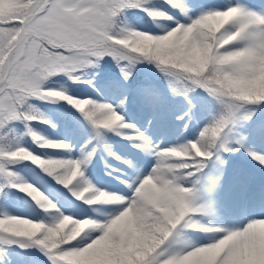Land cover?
<instances>
[{"label":"snow or ice","instance_id":"snow-or-ice-1","mask_svg":"<svg viewBox=\"0 0 264 264\" xmlns=\"http://www.w3.org/2000/svg\"><path fill=\"white\" fill-rule=\"evenodd\" d=\"M163 3L188 14L183 0ZM130 9L143 11L153 20L173 19L155 7L154 0H9L6 14L0 16V198L7 200L10 189H18L46 212L59 213L51 224L0 215V246L37 248L50 264H264V218L250 220L242 228H213L195 219L196 214H208L197 200L207 191L205 169L214 157L219 159L221 151L245 149L264 166V154L246 149L243 136L235 139L237 126L255 115L247 106H264V14L235 0L203 11L190 22H177L162 34H151L123 26V14ZM105 57L121 66L125 80L135 65L154 64L173 94L182 95L189 104L180 120H193L191 95L198 91L211 97L218 109L193 139L161 147L126 123L111 104L44 87L60 74L77 82L85 69L98 67ZM145 95L152 96L147 90ZM50 98L74 106L97 138L105 130L119 135L121 129H135L140 143L134 146L149 149L156 157L147 175L126 184L127 195L98 190L86 179L79 191L71 193L87 205H102L101 213L110 211L103 206H116L106 217L92 218L85 212V218L75 219L63 214L58 201L21 182L11 170L17 162L29 161L65 189L84 177L95 149L82 159H44L9 142L12 127L24 123L38 146L71 148L31 128L41 118L30 101ZM126 100L127 96L121 106ZM185 230L223 234L193 246L184 239ZM6 260L2 256L0 264Z\"/></svg>","mask_w":264,"mask_h":264},{"label":"rangeland","instance_id":"rangeland-1","mask_svg":"<svg viewBox=\"0 0 264 264\" xmlns=\"http://www.w3.org/2000/svg\"><path fill=\"white\" fill-rule=\"evenodd\" d=\"M183 2L189 10L187 15L179 10L169 8L163 3V0H154V6L168 12L173 19L153 20L149 18L152 34H162L177 22H190V19L196 18L203 11L222 8L226 4L235 2V0H183ZM242 2L258 13L264 14V0H242ZM141 28V24L136 23L133 29L140 30ZM120 68L121 66L116 72L120 80L117 88L108 89L99 99L108 102L119 111L126 123L132 124L135 129L144 132L153 145H160L161 147L179 145L178 137L182 135L179 125L182 122L188 123V129L183 134L189 139H193L210 119L211 114L208 116L206 112V98L202 91H199L195 98H192L195 107L190 113L193 117L190 122L187 117L185 120L171 119L167 117L162 108L156 111V109L151 108L152 105L147 106V108L140 107L139 102H142L135 88L130 85L129 79L123 78ZM163 94L164 98L168 100L173 97L176 100L180 96L173 93L168 94L164 90ZM125 96H127V100L121 106V100ZM247 107L249 111L255 110V115L251 120L242 121L247 133L245 135L239 133L235 139L243 136L246 149L264 154V131H261L264 127V106L255 109H252L250 105ZM183 111H188L186 106H184ZM178 120L181 122L176 124ZM135 129H121V134L122 132L128 134L125 138L114 131L105 130L102 137L91 139L84 135L76 121H72L69 126L54 136L71 145L70 149L63 150L66 152L65 155L60 152L62 150L57 149L38 148V150L51 157L60 155L63 159L75 160L84 158L88 152L95 149V155L86 165L84 177L78 178L67 189L64 186L60 188L49 187L43 177L36 174L31 166H28L25 170H21L20 180L21 182L31 181L47 199L53 200V202L58 201L59 212L63 214L72 215L75 219L85 218L83 216L85 212H90L92 218L100 215L106 217L116 210V206H103L109 208L110 211L101 213L99 209L102 205H87L86 201H78L71 193L79 191L81 181L86 179L98 190L123 195L129 194L130 190L126 184L136 180L139 176L147 175L156 160L151 150L134 146L140 143L135 139ZM129 137L133 139H129ZM245 170L247 176L238 173ZM125 177L128 178L127 181ZM217 179L218 186L215 184ZM204 183L207 186V191L197 200L198 202L202 197L203 202L197 204L202 205L208 214H196L198 216L195 217L201 225L213 228H242L250 220L264 218V166L253 160L245 149H239L236 152L221 151L219 159L214 157L205 169ZM15 213L20 214V211L16 210ZM22 214L27 216L26 213ZM56 214L59 215L57 210ZM97 222H103V220ZM222 234L185 230L184 239L193 246H199L210 242V237L213 235ZM29 250L34 252L35 248H29ZM34 256L32 253L31 258Z\"/></svg>","mask_w":264,"mask_h":264},{"label":"trees","instance_id":"trees-1","mask_svg":"<svg viewBox=\"0 0 264 264\" xmlns=\"http://www.w3.org/2000/svg\"><path fill=\"white\" fill-rule=\"evenodd\" d=\"M8 3L9 0H0V16L6 14ZM136 23H140L142 26V28L138 31L151 33L148 16L143 11L138 9L125 11L123 14V26L133 29ZM117 67L118 64L115 60L111 57H105L100 61L98 67L85 69L80 76V80L77 82H73L69 80L67 76L60 74L46 81L44 87H52L54 90H62L66 92V94L72 95L74 98H88L98 103H108L101 101L98 93L86 84L84 80H87L102 93L108 91V89H116L119 83V80L115 75ZM130 70L132 71V75L130 77L131 85L136 88L146 106L152 105L151 108L156 110L163 108L167 117L172 119L178 118L182 115L184 106H187V100L182 95H180L177 100H174V98L172 100L164 98V95L160 91V86H162L169 94H172L173 92L169 87V83L166 78L157 70L154 64L141 63L135 65V67ZM146 90L152 94L151 98L145 95ZM198 92L192 94L191 96L195 97ZM204 96L206 98V112L209 116L218 109V105H216L212 98L207 96L206 93H204ZM30 103L35 107L37 110L36 114L41 118V120L33 121L31 123V128L34 132L45 139L56 142L61 141L59 137H54L53 135L55 133L58 134L59 131H62L65 127L69 126L72 120H75L78 123V126L83 131L84 135L89 136L91 139L95 137V132L89 122L74 106L69 105L66 101H59L54 98H50L46 101L33 99ZM251 106L256 108L255 105ZM41 121L48 122L45 123ZM180 126L185 130L184 123L180 124ZM187 140L189 139L186 135H182L178 139V143L182 144ZM9 142L24 146L32 150L34 154L44 159H62V156L59 155L51 157L49 155L41 154L35 148V146L38 147V145L33 142L31 136L27 133L24 123H16L12 127L9 134ZM62 153L65 155L64 151H62ZM28 166H31L36 174L43 177L49 187L62 186L59 185L54 178L49 177L46 173H44L39 166L29 161L17 162L10 167L14 173L18 174L19 170L25 169ZM23 182L31 183L34 187H36L31 181ZM0 202L3 211L10 213V215L39 220L47 224L55 222L57 218L55 209H49L46 212L39 205H37V203L30 196H28L27 193L20 192L18 189H10L8 199L3 200L0 198ZM16 210H19L20 214H16ZM22 213H26L27 216H23ZM31 253L32 252L29 248H21L17 244H12L6 247L0 246V258H2V256H7L5 264H24L28 260L29 264H50L48 259L37 248H35L34 254H36L32 258L30 256Z\"/></svg>","mask_w":264,"mask_h":264},{"label":"bare ground","instance_id":"bare-ground-1","mask_svg":"<svg viewBox=\"0 0 264 264\" xmlns=\"http://www.w3.org/2000/svg\"><path fill=\"white\" fill-rule=\"evenodd\" d=\"M258 163V162H257Z\"/></svg>","mask_w":264,"mask_h":264}]
</instances>
